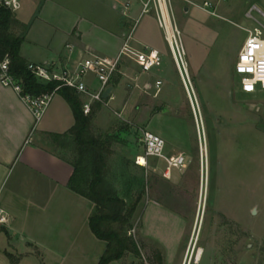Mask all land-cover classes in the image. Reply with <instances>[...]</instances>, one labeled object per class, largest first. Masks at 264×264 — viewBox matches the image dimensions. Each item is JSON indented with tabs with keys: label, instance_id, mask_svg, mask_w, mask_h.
I'll use <instances>...</instances> for the list:
<instances>
[{
	"label": "rangeland",
	"instance_id": "rangeland-1",
	"mask_svg": "<svg viewBox=\"0 0 264 264\" xmlns=\"http://www.w3.org/2000/svg\"><path fill=\"white\" fill-rule=\"evenodd\" d=\"M45 1L49 3L44 13L58 10L65 15L66 23L79 18L82 28L97 22L109 33L119 22L116 18L120 15L108 0ZM170 4L173 23L180 32L190 92L153 8L141 14L142 5L138 2L133 5L131 21L134 41L138 40L139 48H157L163 56L159 73L153 69L142 74H152L153 83L160 77L161 90L139 96L138 88L131 82L129 88H135V92L132 114L126 120L117 115L122 113L121 104L114 107L101 102L103 113L91 119L90 128L95 135H112L111 180L120 175V154L132 157V153L142 150L140 136L145 129L165 140L167 154H182L186 162L183 168H173L169 178L163 175L162 160L149 158L145 171L130 166L131 176L143 177L145 183L142 200L131 219L140 257L127 254L113 264H164L162 247L143 239L142 229L166 239L169 264H177L180 259L183 264L186 256L187 264H264V91L242 93L234 71L248 34L244 28L262 29L264 6L261 0H170ZM33 8V4H24L19 13H29ZM97 33L91 31L86 41L99 54H112L119 40ZM122 62L115 78L125 72ZM86 80L98 86L92 75ZM150 120L154 122L148 129L146 123ZM131 125L135 129L127 141H121L123 137L117 129L126 130ZM122 181L114 183L121 192ZM153 199L175 216L147 212ZM4 249L14 255L5 256ZM25 252L23 243L15 238L9 242L0 231V264H34L36 261ZM198 252L200 259L196 262ZM16 256L20 257L19 262L15 261Z\"/></svg>",
	"mask_w": 264,
	"mask_h": 264
},
{
	"label": "crops",
	"instance_id": "crops-1",
	"mask_svg": "<svg viewBox=\"0 0 264 264\" xmlns=\"http://www.w3.org/2000/svg\"><path fill=\"white\" fill-rule=\"evenodd\" d=\"M42 1L22 0L20 9L28 3L33 4L34 8L25 14H20V9L16 12L19 21L30 23L20 47V55L28 64L60 69L73 68L78 61L91 54L115 58L129 34V44L137 52L143 51L145 47L150 48L148 45L139 48L136 44L138 40L135 38L134 41L131 25L135 13L133 5L138 2L141 4V0H108L111 8L120 15L116 18L119 22L116 23L115 30L109 33L97 22H93L90 28L79 27V18H72L66 23L65 15H60L55 9L44 13L49 1ZM261 3L264 6V0ZM262 15L264 17L263 11ZM91 31H98L99 34L96 35H102L103 32L119 40L112 54H99L100 51L86 41L85 37ZM160 54L163 63L162 53ZM125 58L122 57L121 62L123 61V71L126 73L122 72L121 77H114L112 87L115 98L109 102L114 107L122 105V113L117 115L124 120L132 114L131 101L135 88H129L131 82L138 88L139 96L155 89L160 91L162 87L160 77L153 83V76H150L152 74L144 76L134 60L128 57L124 60ZM161 66L153 69L159 73ZM157 81H160L158 87ZM87 83L92 89H96L97 86L91 81ZM78 95L83 104L86 98ZM103 111L99 102L92 103V118L95 114L100 116ZM153 122L150 120L146 123L148 129ZM74 123L72 108L60 93H54L49 105L36 120L19 94L12 87L0 83V208L9 216L8 225L0 231L5 233L9 242L15 238L23 243L25 254L33 257L36 261L34 264H97L106 246L89 227L88 218L94 207L93 202L69 188L73 166L61 157L65 154L51 137L52 134L68 132ZM135 127L131 125L126 130L117 129L116 132L123 137L121 141H127ZM110 148L112 149L111 145ZM132 154V157L123 154L119 157L135 163V157L143 154V148ZM149 211L175 216L153 200L147 206V212ZM141 236L146 241L158 243L163 249L164 264H169L166 239L144 229ZM7 254L14 255L4 249V255ZM17 260L19 262L20 257L16 256L15 261ZM180 263L181 259L177 264Z\"/></svg>",
	"mask_w": 264,
	"mask_h": 264
},
{
	"label": "trees",
	"instance_id": "trees-1",
	"mask_svg": "<svg viewBox=\"0 0 264 264\" xmlns=\"http://www.w3.org/2000/svg\"><path fill=\"white\" fill-rule=\"evenodd\" d=\"M29 26L30 23H22L14 12L0 4V61L8 59L9 74L21 85L23 93L39 96L55 90L59 82L39 81L20 55ZM56 92L71 106L75 123L68 132L52 134L51 137L54 144L65 152L61 151L65 154L61 157L73 166L69 188L93 202L94 207L88 218L89 227L98 239L106 243L97 264H110L127 254L139 258L140 245L129 231L133 228L131 219L142 200L145 183L143 177L131 176L130 166L142 171L146 168L120 157V175L109 179L112 135H95L91 131L92 115L83 114L82 101L74 89L63 86ZM66 151L71 154L68 158ZM116 180L122 181V192L114 185ZM153 201L160 203L156 199ZM7 256L11 257L10 254ZM155 262L151 261V264Z\"/></svg>",
	"mask_w": 264,
	"mask_h": 264
},
{
	"label": "built area",
	"instance_id": "built-area-1",
	"mask_svg": "<svg viewBox=\"0 0 264 264\" xmlns=\"http://www.w3.org/2000/svg\"><path fill=\"white\" fill-rule=\"evenodd\" d=\"M0 4L14 13L21 8L20 0H0ZM204 4L207 5L208 3L205 2ZM141 5V14L148 12L151 7L153 8L158 25L164 31V38L169 47L171 56L180 70L182 79L185 83L179 64V62H181L183 65L184 51L179 40L180 32L173 23L170 0H141ZM168 24L171 29L172 25L175 28V32L172 31V37L168 31ZM260 25L262 29H264V26L262 24ZM262 29L258 26L245 29L248 34L244 44L238 52L234 65V71L239 76L240 91L245 94L264 91V37ZM130 38L131 34L125 38L123 46L115 58L91 54L78 61L73 68L64 67L60 69L45 65L29 64V68L39 81L59 82L57 88L52 92L42 93L39 96L23 93L21 85L9 74L7 58L0 61V83L4 86L12 87L17 94H19L36 120L41 117L56 90L63 86L74 89L77 94L86 98L82 104V111L84 115H88L91 112V105L93 102L108 104L115 98L113 89L107 98L103 97V92L106 88L112 86L115 74L119 71L122 57H128L134 60L143 72L150 71L162 65V57L158 50L145 47L143 51L137 52L129 44ZM88 75H92L97 81L98 86L96 89H92L87 83L86 77ZM159 85L160 81H157L156 86L158 87ZM185 86L187 88L186 83ZM195 117L197 118L196 112ZM140 141L143 144V154L135 157V163L137 165L146 167L149 158L162 160L165 163L163 175L166 178L170 177V172L173 168L180 169L186 166L185 158L182 154L169 156L166 153V142L160 135L147 129L141 130ZM140 159H143V162H141ZM8 223V214L5 210L0 208V229L5 228ZM134 231L135 229H131L129 234H132V232L134 233ZM185 263L186 258L183 264Z\"/></svg>",
	"mask_w": 264,
	"mask_h": 264
},
{
	"label": "bare ground",
	"instance_id": "bare-ground-1",
	"mask_svg": "<svg viewBox=\"0 0 264 264\" xmlns=\"http://www.w3.org/2000/svg\"><path fill=\"white\" fill-rule=\"evenodd\" d=\"M173 29V30H172ZM172 29H171V27H170V25L168 24V31H169V34L171 35V37H172V31L173 32H175V28H174V26L172 25ZM173 46H175V45H173ZM175 48V47H174ZM175 51H176V49H175ZM179 64H180V69H181V72H182V74H183V77H184V79H185V83H186V85H187V80H188V77H187V74H188V70H187V68H186V64H185V62L183 61V65L181 64V62H179ZM179 70V69H178ZM179 73H180V70H179ZM187 73V74H186ZM181 74V73H180ZM181 77H182V75H181ZM187 89H188V87H187ZM188 91H189V89H188ZM190 92V91H189ZM192 97V96H191ZM192 100V99H191ZM140 161L141 162H143V159H140ZM200 259V252H198L197 253V255H196V258H195V261L197 262L198 260ZM187 256H186V263L185 264H187Z\"/></svg>",
	"mask_w": 264,
	"mask_h": 264
},
{
	"label": "water",
	"instance_id": "water-1",
	"mask_svg": "<svg viewBox=\"0 0 264 264\" xmlns=\"http://www.w3.org/2000/svg\"><path fill=\"white\" fill-rule=\"evenodd\" d=\"M112 89H113L112 86L106 88V89L104 90V92H103V97H104V98H107L108 95H109V93L112 91ZM191 102H192V100H191ZM192 105H193V103H192ZM194 114H195V110H194ZM195 118H196V117H195ZM196 121H197V118H196ZM198 130H199V127H198ZM202 159H203V158H202ZM202 162H203V161H202ZM253 212H255V210H253Z\"/></svg>",
	"mask_w": 264,
	"mask_h": 264
}]
</instances>
